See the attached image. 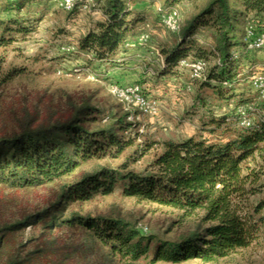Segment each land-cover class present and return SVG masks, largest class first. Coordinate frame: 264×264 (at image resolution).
Returning a JSON list of instances; mask_svg holds the SVG:
<instances>
[{
	"label": "trees",
	"instance_id": "16d2710c",
	"mask_svg": "<svg viewBox=\"0 0 264 264\" xmlns=\"http://www.w3.org/2000/svg\"><path fill=\"white\" fill-rule=\"evenodd\" d=\"M0 1L9 6L8 10L20 11L31 0ZM84 1L77 0L71 13ZM130 1L93 0L92 8H98L103 19L93 21L79 38L78 50L111 62L127 34L144 20L142 15L131 13ZM243 21L254 33H264V0H208L186 21L179 42L164 51V70H171L190 54L212 63L204 86L212 87L219 96L226 94L223 83L235 81L243 71ZM14 24H18L16 31H30L21 23ZM198 28L211 31L210 48L192 39ZM9 43V39L0 38V48ZM21 73L11 68L0 81L7 83ZM70 107L72 113L65 120L36 123L31 119L21 123L19 131L0 136V186L41 188L73 178L60 186L58 200L51 206L17 221L0 222V254L9 239L37 225L48 233L61 226L80 228L103 251L104 261L98 264H211L249 248L257 240L264 225L257 217L264 199L254 204L251 198L264 186V115L225 142L212 143L193 136L180 141L143 140L134 145L137 131L136 137L125 136L134 125L127 121V114L100 125L95 107L88 103ZM218 122L213 121L219 126ZM132 147L124 162L111 167L109 161L119 159ZM149 150L154 152L143 169H128L130 161L136 162ZM103 161L106 163L100 164ZM83 165L93 167L74 178ZM116 189L124 197L176 209L181 219L196 215L194 228L175 240H159L145 236L121 218L76 212L62 218L56 214L60 205L87 203L96 196H110ZM52 241L44 240L28 252L24 250L26 243L19 242L2 264H63L66 257H60L59 247Z\"/></svg>",
	"mask_w": 264,
	"mask_h": 264
},
{
	"label": "rangeland",
	"instance_id": "374dc122",
	"mask_svg": "<svg viewBox=\"0 0 264 264\" xmlns=\"http://www.w3.org/2000/svg\"><path fill=\"white\" fill-rule=\"evenodd\" d=\"M170 2L131 0L128 4L131 13L142 15L144 20L134 26L122 48L111 62H107L96 60L93 55L82 53L77 48L79 38L93 21L102 19V12L92 8L93 0L87 9L83 8V3L72 13L64 11L59 0L27 1L20 11L8 10L9 6L0 1V38L10 42L0 48V59L3 60L0 61V79L11 68L22 72L7 83L0 81V136L19 131L21 123L31 119L36 123L65 120L72 113L70 104L79 106L83 103L98 110L97 124L100 125L127 114V121L134 125L125 136L136 137L137 131L134 145L141 144L143 140L180 141L193 136L212 143L225 142L251 127L264 115V101L250 80L255 73L264 74V49L245 50L243 71L235 81L223 83L226 94L222 96L216 94L212 87L204 86L212 63L194 59L189 54L179 59L171 70H164V51L179 42L186 21L195 16L208 0ZM172 11L180 17L179 29L175 31L163 24V17ZM15 22L30 31H16L18 24ZM247 26L245 21L241 22L242 33ZM143 35L147 36L145 41L141 40ZM192 39L205 48L212 46L209 29L198 28ZM196 61L205 64L200 78H192L189 67ZM211 85L218 84L211 82ZM113 87H137L151 105V111L143 112L135 106L127 109L112 93ZM215 120L219 121V126L213 123ZM133 147L119 159L109 161L111 167L124 162V156ZM153 152L149 150L136 162L130 161L128 169H143ZM92 167L83 165L74 178L89 172ZM72 179L41 188L0 186V222L17 221L51 206L58 200L60 186ZM261 182L264 184V177ZM261 199H264V186L251 201L255 204ZM58 209L56 214L62 218L70 212L121 218L145 236L159 240H175L193 229L196 222V215L181 219V212L176 209L124 197L119 189L107 197L96 196L87 203H67ZM257 217L264 220V208ZM51 239L59 247L60 257H66L63 264H98L104 261L103 251L91 243L80 228L61 226L48 233L42 225H37L8 240L0 254V264L15 251L19 242L26 243L24 250L28 252L44 240ZM211 264H264V225L249 248Z\"/></svg>",
	"mask_w": 264,
	"mask_h": 264
},
{
	"label": "built area",
	"instance_id": "2783aa9c",
	"mask_svg": "<svg viewBox=\"0 0 264 264\" xmlns=\"http://www.w3.org/2000/svg\"><path fill=\"white\" fill-rule=\"evenodd\" d=\"M77 0H59L60 7L66 11L71 12ZM91 4V0H86L83 8L87 9ZM180 17L176 11H172L169 15L163 17V24L170 30L175 31L179 29ZM147 36H142L141 40L145 41ZM244 42L247 51H258L264 49V34L254 33L253 27L248 25L246 28ZM192 78H200L204 71L205 64L201 61L193 62L189 65ZM253 88L257 91L259 98L264 101V74L255 73L250 78ZM112 93L119 99V101L128 109L130 106H135L143 112H150L151 105L142 96L141 91L137 87H113ZM250 123H247L249 126Z\"/></svg>",
	"mask_w": 264,
	"mask_h": 264
},
{
	"label": "crops",
	"instance_id": "0c3cea01",
	"mask_svg": "<svg viewBox=\"0 0 264 264\" xmlns=\"http://www.w3.org/2000/svg\"><path fill=\"white\" fill-rule=\"evenodd\" d=\"M102 19H103V17H102ZM99 20V19H98ZM101 20V19H100Z\"/></svg>",
	"mask_w": 264,
	"mask_h": 264
}]
</instances>
